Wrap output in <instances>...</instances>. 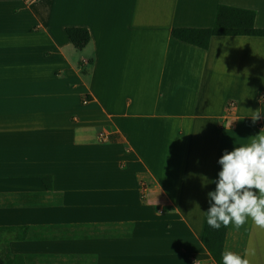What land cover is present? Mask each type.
Instances as JSON below:
<instances>
[{"label": "crops", "instance_id": "obj_1", "mask_svg": "<svg viewBox=\"0 0 264 264\" xmlns=\"http://www.w3.org/2000/svg\"><path fill=\"white\" fill-rule=\"evenodd\" d=\"M76 4L67 19L90 34L81 62L63 24L52 34L33 15L15 31L0 10V258L216 264L201 243L215 187L204 179L264 129L251 120L264 115V38L214 37L202 51L171 31L211 27L219 4L253 10L264 29V0ZM226 228L225 250L264 264V228Z\"/></svg>", "mask_w": 264, "mask_h": 264}, {"label": "clouds", "instance_id": "obj_2", "mask_svg": "<svg viewBox=\"0 0 264 264\" xmlns=\"http://www.w3.org/2000/svg\"><path fill=\"white\" fill-rule=\"evenodd\" d=\"M256 113V112H254ZM264 115L255 114V122ZM219 171L214 190L207 193L209 207L206 223L213 229L232 225L236 228L249 219L264 228V129L247 142L223 151L217 160ZM220 264H249L244 255L225 250Z\"/></svg>", "mask_w": 264, "mask_h": 264}, {"label": "trees", "instance_id": "obj_3", "mask_svg": "<svg viewBox=\"0 0 264 264\" xmlns=\"http://www.w3.org/2000/svg\"><path fill=\"white\" fill-rule=\"evenodd\" d=\"M67 40L77 51L83 50L90 42L89 31L84 27L64 29ZM171 37L202 51H207L214 37H256L264 38V29L255 27V12L250 9L219 4L215 10L214 21L209 28H175ZM230 110V103L226 106ZM47 189L51 188V178H41ZM228 234L226 227L213 229L204 221L201 243L216 264H220L221 254L225 251ZM0 264H6L0 258Z\"/></svg>", "mask_w": 264, "mask_h": 264}, {"label": "rangeland", "instance_id": "obj_4", "mask_svg": "<svg viewBox=\"0 0 264 264\" xmlns=\"http://www.w3.org/2000/svg\"><path fill=\"white\" fill-rule=\"evenodd\" d=\"M36 2L37 4L26 9L27 5H32V3ZM71 9H74V11H77L79 14L83 13L80 5L76 4V0H0V10L7 12L5 13V19L3 20V23L5 25L7 24V26L15 31L18 29H26L28 27L34 26L36 24V20L34 19L33 15L36 16V18L46 27H50V33H55L52 27H60L62 24L64 28L76 27L74 26L73 21L67 19V17L71 15ZM29 12L32 15H30ZM52 22L57 25L51 26L50 23L52 24ZM62 35L63 39L65 40V34L62 33ZM13 39L16 43L18 42L17 37H14ZM71 53L75 56L78 55V61L80 62L82 56L84 55L86 58L88 54L87 52H83L82 55L80 52H77V50L74 49L71 50L70 54ZM226 56L230 57V50ZM90 84V81H85V86L90 87ZM79 88L83 90L82 85H79ZM96 130L97 129H95V131Z\"/></svg>", "mask_w": 264, "mask_h": 264}, {"label": "built area", "instance_id": "obj_5", "mask_svg": "<svg viewBox=\"0 0 264 264\" xmlns=\"http://www.w3.org/2000/svg\"><path fill=\"white\" fill-rule=\"evenodd\" d=\"M99 138H100V139H103V135H102V134H99Z\"/></svg>", "mask_w": 264, "mask_h": 264}]
</instances>
